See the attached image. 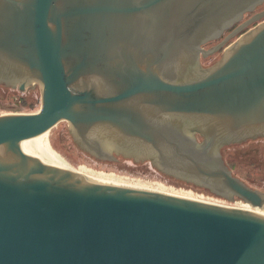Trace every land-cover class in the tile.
<instances>
[{"label": "water", "instance_id": "1", "mask_svg": "<svg viewBox=\"0 0 264 264\" xmlns=\"http://www.w3.org/2000/svg\"><path fill=\"white\" fill-rule=\"evenodd\" d=\"M263 2L0 0V84L41 102L0 115V264H264L263 214L70 173L35 141L66 120L96 157L264 209L223 158L264 137V20L240 33Z\"/></svg>", "mask_w": 264, "mask_h": 264}, {"label": "rangeland", "instance_id": "2", "mask_svg": "<svg viewBox=\"0 0 264 264\" xmlns=\"http://www.w3.org/2000/svg\"><path fill=\"white\" fill-rule=\"evenodd\" d=\"M263 9L264 2L253 12L247 13L244 19ZM263 20L264 16L251 22L240 33L255 27ZM240 33L227 40L212 54L200 57L201 65L206 67L217 61L224 48L236 41ZM217 41L207 42L203 46L209 48ZM40 105V85L38 83L34 82L26 86L23 91L17 86L0 84V115L34 112L40 109ZM41 143L51 154L56 155L87 177L264 214L259 209L246 206L240 200L223 197L193 182L170 175L158 169L148 159H135L121 154L114 155L117 160L96 157L78 146L66 120H61L50 128L41 139ZM223 158L235 176L249 186L264 191V137L223 147Z\"/></svg>", "mask_w": 264, "mask_h": 264}, {"label": "bare ground", "instance_id": "3", "mask_svg": "<svg viewBox=\"0 0 264 264\" xmlns=\"http://www.w3.org/2000/svg\"><path fill=\"white\" fill-rule=\"evenodd\" d=\"M46 132H47V131H46ZM46 132H44V133L38 135L37 137H35V141H36L37 145H38L41 149H43L46 153H48V154L53 158V160L55 161L56 165H57L60 169L65 170V171L70 172V173L83 175V174L80 173L78 170H76L75 168H73L72 166H70L68 163H66V162H64L63 160H61L60 158H58L56 155L51 154V153L48 151V149H46V148L44 147V145H43V146L41 145V144H42V143H41V139L46 135ZM40 143H41V144H40ZM83 176H85V175H83ZM90 178H91V177H90ZM99 181H101V180H99ZM245 205H246V204H245ZM246 206H248V205H246ZM248 207H249V206H248ZM250 208H251V207H250ZM254 209H255V208H254ZM259 211L264 212V209H261V210H259ZM263 215H264V214H263Z\"/></svg>", "mask_w": 264, "mask_h": 264}, {"label": "flooded vegetation", "instance_id": "4", "mask_svg": "<svg viewBox=\"0 0 264 264\" xmlns=\"http://www.w3.org/2000/svg\"><path fill=\"white\" fill-rule=\"evenodd\" d=\"M247 141H248V140H247ZM241 143H245V141H244V142H241ZM258 190H260V189H258ZM261 191H262V190H261ZM235 199L242 201L240 198H235Z\"/></svg>", "mask_w": 264, "mask_h": 264}]
</instances>
